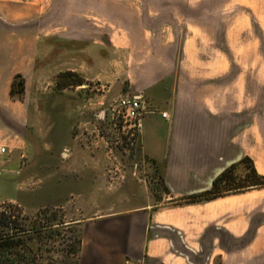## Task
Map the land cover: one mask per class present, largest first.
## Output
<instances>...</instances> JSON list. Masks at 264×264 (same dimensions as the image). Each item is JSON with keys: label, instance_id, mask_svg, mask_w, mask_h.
Instances as JSON below:
<instances>
[{"label": "crops", "instance_id": "0c3cea01", "mask_svg": "<svg viewBox=\"0 0 264 264\" xmlns=\"http://www.w3.org/2000/svg\"><path fill=\"white\" fill-rule=\"evenodd\" d=\"M233 1L0 0V146L8 149L0 154V201L38 209L60 189L27 188V181L87 170L77 179L92 178L69 132L72 112L87 124L93 111L64 109V136L53 135L56 123L33 117L47 109L31 108V83L42 52L68 53L67 70L87 81L93 46H110L124 52L123 95L143 93L149 102L137 144L163 191L134 178L119 187L117 201H103L104 212L84 221L78 264H264V186H214L233 165L234 174L264 176V28L254 12H238L237 1L227 10ZM60 3L85 5L69 16L85 20L84 32L46 26L60 18ZM204 3L214 10H201ZM261 14L264 21V4ZM17 74L25 81L21 99L10 93Z\"/></svg>", "mask_w": 264, "mask_h": 264}, {"label": "rangeland", "instance_id": "374dc122", "mask_svg": "<svg viewBox=\"0 0 264 264\" xmlns=\"http://www.w3.org/2000/svg\"><path fill=\"white\" fill-rule=\"evenodd\" d=\"M236 1L238 12H254L258 18L255 22H259L264 28V21L261 19L264 0ZM236 1L228 2L227 10H234L231 7ZM76 6L85 11L84 4L55 5L58 9L56 16L60 18L55 20L47 18L46 26L52 25L61 29L77 27L84 32L85 20H72L69 17L71 8ZM201 7V10H214L212 3H204ZM41 43L48 46L54 43V38L44 39ZM55 43L64 42L55 39ZM81 55L84 56L85 52ZM93 55V73L87 81L83 72H75L77 77L83 80L81 84H88L87 88H81V84L76 85L75 76H63L62 83H58V77L69 71L68 53L42 52L41 60L35 64L31 83L33 100L30 106L33 109L41 107L47 109L46 113L35 112L33 116L41 125L56 123L52 132L59 131L63 137L64 109L87 108L88 111H93L92 116H88L90 122L87 124L80 123L82 118L80 112H72L70 115L72 128L70 127L69 132L70 141L77 144L78 154H82L83 162L87 161L88 165L93 166L92 178L77 179L80 173H74L72 175L75 178L70 177L72 179L69 178L71 174H63L62 179L57 181L44 180L40 183L27 181L25 184L27 188L41 185L53 191L55 187H59L60 196L38 209H26L10 201L4 204L5 209L18 216L19 225L25 229L22 234L24 243L19 245L17 250L26 253L28 259L35 264H78L84 221L90 216L104 212L101 209L103 201L107 203L117 201L120 196L118 188L129 185V182H125L130 178H134L137 183L148 185L157 194L163 191L157 169L140 156L137 140L130 136L132 130L128 122L117 111V101L119 96L124 94L127 81L124 52L110 46L94 45ZM86 95L87 103L83 99ZM56 133L58 135V132ZM62 142L64 145L66 140L63 139ZM62 160L64 161L63 158ZM46 165L53 166V163ZM62 166L66 167L69 164L62 163ZM88 173L91 171L87 170L80 177L84 178ZM133 173H136V176H132ZM243 175L244 172L236 171L235 180H229L228 185L246 184ZM51 223L53 224L50 225ZM35 226H44L42 233L39 235L33 233L32 229Z\"/></svg>", "mask_w": 264, "mask_h": 264}, {"label": "trees", "instance_id": "16d2710c", "mask_svg": "<svg viewBox=\"0 0 264 264\" xmlns=\"http://www.w3.org/2000/svg\"><path fill=\"white\" fill-rule=\"evenodd\" d=\"M63 76H75L76 81L75 84L79 85L83 82V80L77 77V73L73 71H66L58 77V83H62ZM25 92V81L22 75L17 74L12 82L11 86V96L13 98L21 99ZM248 162H251L250 159H246ZM235 165L231 166L227 170H225L216 180L214 186H218L219 183L229 180H235L234 178V170ZM246 183L248 184H237L233 185L234 187H230L229 189H241L245 186H264V176L259 175L255 169L249 171L245 176ZM251 180V181H250ZM250 181V182H249ZM232 186V185H231ZM192 197L190 199H194ZM18 216L15 214L3 213L0 219V264H35L34 261H30L26 256V253L23 251L17 250L19 245L24 243V239L22 238V234L25 231L22 226L19 225ZM51 223L50 225H52ZM44 226H35L33 227V233L39 235L42 233V229Z\"/></svg>", "mask_w": 264, "mask_h": 264}, {"label": "built area", "instance_id": "2783aa9c", "mask_svg": "<svg viewBox=\"0 0 264 264\" xmlns=\"http://www.w3.org/2000/svg\"><path fill=\"white\" fill-rule=\"evenodd\" d=\"M118 114H122L125 120L128 122L129 128L132 130L131 135L137 140L142 116L149 110V102L145 98L143 93L137 94H125L119 97L117 101ZM166 116V113H162ZM8 149L5 145L0 146V154L7 153ZM6 201H0V219L3 213L14 214L12 211L4 208ZM131 264V263H130Z\"/></svg>", "mask_w": 264, "mask_h": 264}]
</instances>
